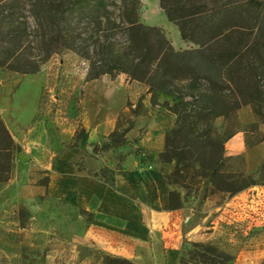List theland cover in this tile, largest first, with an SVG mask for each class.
Listing matches in <instances>:
<instances>
[{"label":"rangeland","instance_id":"rangeland-1","mask_svg":"<svg viewBox=\"0 0 264 264\" xmlns=\"http://www.w3.org/2000/svg\"><path fill=\"white\" fill-rule=\"evenodd\" d=\"M33 1L19 0L13 20L26 23L23 57L39 61L47 46L33 15ZM109 9L118 20V6ZM140 21L160 27L175 50L198 48L181 39L178 24L168 19L160 0H141ZM87 67L83 57L68 49L50 56L36 74L0 67V117L17 146L11 179L0 183V264H107L111 255L102 251L108 239L102 231L129 236L128 226L136 223L117 217V208L98 213L90 202L84 210L82 178L135 201L134 174L141 165L160 172L161 187L180 194L178 224H162L164 231L172 229L181 239L179 264H264V161L255 159L250 168L242 160L222 163L220 172L229 180L240 172L255 182L233 196L215 190L203 176L210 155L223 154L226 136L244 130L256 139L258 128L264 129V101L242 104L228 119L196 123L202 141L185 147V140L179 139L178 144L205 167L196 164L174 182L176 161L160 160L166 132L182 125L162 105L173 104V99L159 95L153 103L148 86L125 74L88 81ZM201 79L202 90L231 100L240 95L223 78L213 79L215 85L207 77ZM186 84L179 81L183 90H188ZM114 132L118 135L113 138ZM113 139L118 145L105 149ZM134 219L141 220V214Z\"/></svg>","mask_w":264,"mask_h":264},{"label":"trees","instance_id":"trees-1","mask_svg":"<svg viewBox=\"0 0 264 264\" xmlns=\"http://www.w3.org/2000/svg\"><path fill=\"white\" fill-rule=\"evenodd\" d=\"M18 1L0 0V67L36 74L50 56L68 49L88 62V81L103 75L125 74L148 86L153 103L159 95L171 97L173 104L164 101L162 105L182 125L166 132L160 160L176 161L171 176L174 182L196 169V164L205 167L201 161H192L185 148L202 141L196 123H210L219 117L228 119L242 104L264 101V0H160L168 19L178 24L181 39L198 46L187 50H175L160 27L140 21L141 0H34L33 15L44 30L41 39L47 46L39 61L22 55L26 23L13 20ZM111 4L119 8L118 20L112 17ZM88 40L93 43L92 53ZM202 77L212 80L213 85V79L223 78L240 95L231 100L212 90H202ZM179 81H187L188 90H183ZM244 95L249 99L242 101L240 96ZM234 133L226 136L223 144ZM116 135L114 132L112 137ZM179 139L185 140V147L178 144ZM118 142L113 139L104 148L117 146ZM222 149L223 154L210 155L203 176L210 179L215 190L233 196L255 182L247 181L240 172L233 174L232 180L222 174V163L233 160ZM16 150L13 136L0 117V183L11 179ZM168 200L171 210L182 205L175 190L169 192ZM106 262L135 264L111 256L106 257Z\"/></svg>","mask_w":264,"mask_h":264},{"label":"crops","instance_id":"crops-1","mask_svg":"<svg viewBox=\"0 0 264 264\" xmlns=\"http://www.w3.org/2000/svg\"><path fill=\"white\" fill-rule=\"evenodd\" d=\"M261 134L264 135L263 128H258L256 139L250 138L244 130H237L224 143V155L233 160H242L248 168L253 166L255 159L264 161V141L261 140ZM134 175L138 179V186L132 191L137 197L135 201L112 192L106 184L100 188L99 182L91 183L88 178H82L80 189L84 210H89L90 202L94 204L92 210L98 213H102L104 209L114 211L117 208L120 212H115L117 217L136 223L128 226L129 236L102 231L107 232L108 236L102 251L106 255L125 258L135 264H179L181 239L177 234L173 236L172 229L164 231L163 223L168 220L172 225L178 224L180 209H170L169 191L165 185L161 187L163 176L160 172L141 165ZM139 213L141 220H135L134 217Z\"/></svg>","mask_w":264,"mask_h":264}]
</instances>
